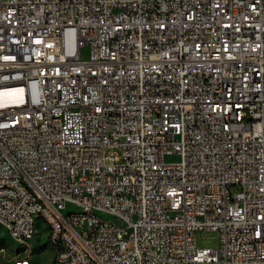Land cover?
Returning <instances> with one entry per match:
<instances>
[{
	"label": "built area",
	"instance_id": "2783aa9c",
	"mask_svg": "<svg viewBox=\"0 0 264 264\" xmlns=\"http://www.w3.org/2000/svg\"><path fill=\"white\" fill-rule=\"evenodd\" d=\"M39 221L53 264H264V0H0V226Z\"/></svg>",
	"mask_w": 264,
	"mask_h": 264
},
{
	"label": "rangeland",
	"instance_id": "374dc122",
	"mask_svg": "<svg viewBox=\"0 0 264 264\" xmlns=\"http://www.w3.org/2000/svg\"><path fill=\"white\" fill-rule=\"evenodd\" d=\"M90 48L83 47L81 49V54L84 59L89 57ZM83 208L79 206L68 203L65 206L64 213H81ZM100 216L105 219H112V216L104 213H100ZM197 238V243L202 247H213L217 248L219 246V235L218 232L212 230H200L195 234ZM48 226L43 221H39L36 227V234L33 241H31L30 252L34 253L32 255L33 264H48L53 258L54 248L48 241ZM22 250L19 252V249ZM25 247H20L16 242H14L9 232L3 226H0V264H7L11 259H13L17 254L24 253Z\"/></svg>",
	"mask_w": 264,
	"mask_h": 264
},
{
	"label": "bare ground",
	"instance_id": "6f19581e",
	"mask_svg": "<svg viewBox=\"0 0 264 264\" xmlns=\"http://www.w3.org/2000/svg\"><path fill=\"white\" fill-rule=\"evenodd\" d=\"M67 215H71V216H81L84 215V208L83 211L81 213H68ZM45 223L47 224L48 228H52V221H45ZM36 227L37 225L34 227V236L36 234ZM5 228V227H4ZM7 229V228H6ZM8 230V229H7ZM9 232V231H8ZM9 235L11 237V239L16 242L20 247H25L26 250L24 253L21 254H25L27 252H30V248L32 249V246L30 245V243H21L20 240L18 239V237H13L12 234L9 232ZM49 243L52 245V247L54 248V255L52 260L50 261V263L48 264H53L56 263L58 258H59V245L57 243L56 240H52L51 238L48 239ZM30 247V248H29Z\"/></svg>",
	"mask_w": 264,
	"mask_h": 264
},
{
	"label": "trees",
	"instance_id": "16d2710c",
	"mask_svg": "<svg viewBox=\"0 0 264 264\" xmlns=\"http://www.w3.org/2000/svg\"><path fill=\"white\" fill-rule=\"evenodd\" d=\"M22 250V248L19 249V252Z\"/></svg>",
	"mask_w": 264,
	"mask_h": 264
}]
</instances>
